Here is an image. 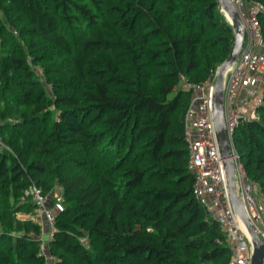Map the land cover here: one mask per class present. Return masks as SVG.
<instances>
[{"label":"trees","instance_id":"1","mask_svg":"<svg viewBox=\"0 0 264 264\" xmlns=\"http://www.w3.org/2000/svg\"><path fill=\"white\" fill-rule=\"evenodd\" d=\"M233 42L219 0H0V264H230L195 194L184 85ZM260 114L234 141L264 196ZM32 184L55 214L48 241Z\"/></svg>","mask_w":264,"mask_h":264},{"label":"built area","instance_id":"2","mask_svg":"<svg viewBox=\"0 0 264 264\" xmlns=\"http://www.w3.org/2000/svg\"><path fill=\"white\" fill-rule=\"evenodd\" d=\"M233 6L244 23L247 38L238 60L225 74V122L232 159L236 165V191L242 199L249 225L264 241V218L258 204L261 191L257 183L245 173L234 141L235 129L241 122L261 119L260 108L264 103V37L259 14L264 11V5L259 1L233 0ZM220 10L227 15L222 7ZM227 20L230 22L229 18ZM217 71L202 83L186 82L184 85L193 90L186 113L185 131L190 155L189 169L195 174L196 196L207 211L216 217L226 233L233 251L230 264H251L254 253L252 238L232 206L224 158L214 123ZM29 193L36 205L32 218L41 223L43 229L46 225L49 226L51 238L55 231V214L49 205V195L36 184L30 186ZM55 196L54 210L61 211V189ZM44 249L43 243L42 250Z\"/></svg>","mask_w":264,"mask_h":264},{"label":"water","instance_id":"3","mask_svg":"<svg viewBox=\"0 0 264 264\" xmlns=\"http://www.w3.org/2000/svg\"><path fill=\"white\" fill-rule=\"evenodd\" d=\"M219 6L223 8L227 15L226 18L230 19V23L234 30V42L227 59L219 66L214 90V104L213 115L216 128V134L219 141L221 155L224 158V165L227 172L229 193L235 213L240 217L242 222L248 228V232L251 235L252 243L254 246V253L252 255L251 264H263L264 263V241L254 232L253 228L249 225L244 205L241 197L236 191V165L232 159V150L228 137V131L225 122L224 112V82L226 72L236 63L238 60L244 45L246 43V30L244 23L233 6V0H219Z\"/></svg>","mask_w":264,"mask_h":264},{"label":"rangeland","instance_id":"4","mask_svg":"<svg viewBox=\"0 0 264 264\" xmlns=\"http://www.w3.org/2000/svg\"><path fill=\"white\" fill-rule=\"evenodd\" d=\"M258 201H259L258 204H259L260 213L262 214V216L264 218V202H263V196L261 193L258 195ZM47 230H49V226H47ZM47 232H49V231H47ZM48 264H53L51 259L49 260Z\"/></svg>","mask_w":264,"mask_h":264},{"label":"crops","instance_id":"5","mask_svg":"<svg viewBox=\"0 0 264 264\" xmlns=\"http://www.w3.org/2000/svg\"><path fill=\"white\" fill-rule=\"evenodd\" d=\"M47 225L44 227V232H43V238L45 241H48L50 239L49 233L47 232Z\"/></svg>","mask_w":264,"mask_h":264}]
</instances>
